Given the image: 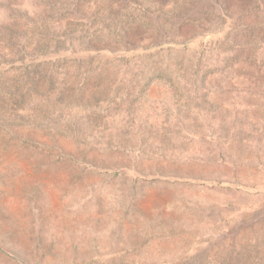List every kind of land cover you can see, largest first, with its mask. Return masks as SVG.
<instances>
[{
	"label": "rangeland",
	"instance_id": "1",
	"mask_svg": "<svg viewBox=\"0 0 264 264\" xmlns=\"http://www.w3.org/2000/svg\"><path fill=\"white\" fill-rule=\"evenodd\" d=\"M192 2L0 0V264H264V0Z\"/></svg>",
	"mask_w": 264,
	"mask_h": 264
},
{
	"label": "trees",
	"instance_id": "2",
	"mask_svg": "<svg viewBox=\"0 0 264 264\" xmlns=\"http://www.w3.org/2000/svg\"><path fill=\"white\" fill-rule=\"evenodd\" d=\"M191 1H193L191 3V7L187 8L186 11H190V13H192V15H191L192 20L198 21V24H200L201 19L202 20L206 19L205 18V14H208V12L211 11V9L210 8H205L206 6H204V5L199 6L198 2H200L201 0H198V1L191 0ZM212 11H214V13H215V15L213 14V17L218 15L216 9L212 8ZM180 21H183V20H180ZM199 26H201V25H199ZM174 27L177 28V25H174ZM174 33H176V31H174ZM203 35H204L203 33L196 32L194 34V36H192L190 38L186 37L185 39L183 38L182 41H179V40H175L176 36L174 34V36L172 38H170V40L163 39V41H161V42H152V43H150V44H148L146 46H141V47L139 46V48H142L144 50H150V49L159 47V46H161L163 44H170V45H172V44H180V43L181 44H187L188 42L196 39L197 37H202ZM48 44H50V43H48ZM50 45L51 46H56V44H53V45L50 44ZM130 49H132V50L134 49L135 50V48H129L128 50H130ZM94 51H98L99 54H104L106 52V47H99V46H97L95 44H91L90 47L88 48V52H89V54H91ZM118 53H119V50H117V52H115V54L119 55ZM27 54H29L27 62L24 59H19L17 61H20L21 63H24L23 66H26V70H29V73L37 71L39 68H41L42 64L45 63V62H49V61H53V60L62 58L59 54H56V56H52L48 52H44V51L43 52L39 51L36 55L35 54H31V53H27ZM99 56H102V55H99ZM94 57H95L94 55H91V58H94ZM63 58H65V57H63Z\"/></svg>",
	"mask_w": 264,
	"mask_h": 264
}]
</instances>
